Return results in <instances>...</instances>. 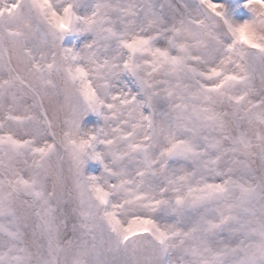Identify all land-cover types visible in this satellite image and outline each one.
<instances>
[{"label":"clouds","instance_id":"9594fccd","mask_svg":"<svg viewBox=\"0 0 264 264\" xmlns=\"http://www.w3.org/2000/svg\"><path fill=\"white\" fill-rule=\"evenodd\" d=\"M53 2L57 18L43 29V35L37 32L31 44L37 61L51 65L37 74L46 82L38 85V91L51 121L50 128L39 126L38 140L52 143L53 148L41 167H31L30 154L19 166L36 174L62 233H81L86 221L96 226L106 249L103 264H180L175 241H168L166 250L149 236L121 244L102 221L103 211L110 209L125 223L153 215L162 227H168L190 211L171 203L155 209L145 206L161 195L171 200L169 181L185 167L181 158L172 163L163 159V169L158 160L169 133L186 135L181 127L186 113L180 105L188 102L186 89L196 91L192 74L173 67L168 59L176 54L169 44V29L173 19L180 18L176 9L180 0ZM244 7L248 17L234 22L243 25L242 30L235 35L224 32L222 38L231 43L237 37L256 41L259 36L264 44V0H245ZM59 24L64 27H56ZM253 83L255 92L249 99L259 103L257 111L264 115V79L257 77ZM24 102L33 103L31 94L25 95ZM219 110L230 113L232 108L225 105ZM39 111V106L34 109L37 116ZM227 134L242 135L248 147L208 129L201 132V136L221 139L228 150L222 165L241 161L243 171L264 183V120H244L238 126L229 123ZM196 143L215 154L199 138ZM147 160L157 162L150 166ZM161 189L167 191L161 193ZM21 198L32 205L29 232L39 234L41 218L36 211L41 202L28 195ZM258 264H264V259Z\"/></svg>","mask_w":264,"mask_h":264},{"label":"snow or ice","instance_id":"6c2138e0","mask_svg":"<svg viewBox=\"0 0 264 264\" xmlns=\"http://www.w3.org/2000/svg\"><path fill=\"white\" fill-rule=\"evenodd\" d=\"M244 5L245 0H180L176 5L180 18L173 19L169 29V44L176 54L168 59L173 67L192 74L196 91L186 89L188 102L180 105L186 113L181 118L186 135L169 133L158 160L162 169L163 159L172 163L181 158L185 167L169 181L171 200L161 195L145 206L155 209L171 203L190 211L176 224L162 227L153 215L125 223L115 211L105 209L102 221L119 243L149 236L166 250L173 240L181 253L180 264H258L264 259V183L243 171L241 161L222 165L228 150L221 139L201 136L208 129L247 148L242 135L227 134L228 124L264 120L257 111L259 103L249 99L255 92L254 79H264L262 37L256 41L237 37L231 43L222 38L224 32L235 35L242 30L244 26L234 22L248 17ZM56 18L53 0H0V264H103L106 249L96 226L86 221L83 232L62 233L36 174L19 166L30 154L31 167H41L53 148L52 143L38 140L39 126L50 128L51 121L38 91V85L46 82L37 74L51 65L37 61L31 44L35 34L43 35ZM218 52L228 54L217 56ZM237 89L242 91L235 94ZM26 94H31V105L24 102ZM225 105L231 106L230 113L219 110ZM197 138L215 154L198 146ZM146 162L151 166L157 161ZM23 195L41 202L36 211L41 218L39 234L29 232L32 205ZM100 199L103 202V196Z\"/></svg>","mask_w":264,"mask_h":264}]
</instances>
